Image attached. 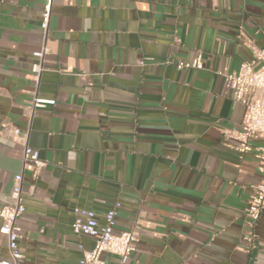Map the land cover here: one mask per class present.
<instances>
[{"label":"crops","instance_id":"crops-1","mask_svg":"<svg viewBox=\"0 0 264 264\" xmlns=\"http://www.w3.org/2000/svg\"><path fill=\"white\" fill-rule=\"evenodd\" d=\"M47 1L0 0V129L27 131L45 162L23 164L21 143L0 133V203L23 173V259L79 264L94 239L72 233L73 208L102 223L118 201L115 230L137 235L124 264H264V211L250 251L242 240L257 161L222 134L244 110L223 73L264 46V0H50L36 79ZM197 51L201 69L176 67ZM35 96L55 103L29 114Z\"/></svg>","mask_w":264,"mask_h":264},{"label":"built area","instance_id":"built-area-1","mask_svg":"<svg viewBox=\"0 0 264 264\" xmlns=\"http://www.w3.org/2000/svg\"><path fill=\"white\" fill-rule=\"evenodd\" d=\"M51 15V2L48 0L42 10L40 28L43 43L39 50L33 51L37 58L31 66L33 77L36 79L42 71L43 57L49 52L46 45L48 23ZM176 67L201 69L203 67L201 53L197 51L189 61H177ZM225 85L230 90L233 103L243 105V115L239 128H224L222 134L230 139L229 146L236 150L239 158L251 152L257 161V169L261 175L259 183L249 198L244 214L247 231L242 236L245 249L250 251L255 238L254 225L264 211V46L252 47V57L241 62L237 71L223 73ZM53 99L34 97L28 106L29 114L34 108L53 105ZM7 132V136L22 145V163H32L34 170L44 166L45 162L39 158L38 150L27 143V131L19 127L4 124L0 133ZM23 173H15L11 181L9 201L0 203V233L6 237L8 258H0V264H34L23 259L18 246L19 233L17 219L24 213L25 206L22 196ZM120 203L116 201L102 216L99 223L96 213L87 208L74 207V218L71 231L74 235H88L94 239L93 247L85 249L78 245L82 255L79 264H110L101 258L103 252L117 257L116 264H124L135 250L137 235L133 229L116 231L115 218Z\"/></svg>","mask_w":264,"mask_h":264}]
</instances>
